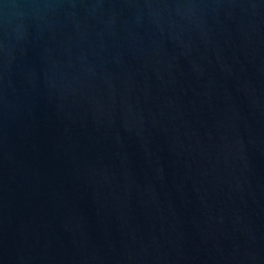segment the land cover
Segmentation results:
<instances>
[{"label": "water", "instance_id": "95a60500", "mask_svg": "<svg viewBox=\"0 0 264 264\" xmlns=\"http://www.w3.org/2000/svg\"><path fill=\"white\" fill-rule=\"evenodd\" d=\"M0 264H264V0H0Z\"/></svg>", "mask_w": 264, "mask_h": 264}]
</instances>
